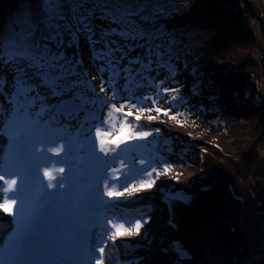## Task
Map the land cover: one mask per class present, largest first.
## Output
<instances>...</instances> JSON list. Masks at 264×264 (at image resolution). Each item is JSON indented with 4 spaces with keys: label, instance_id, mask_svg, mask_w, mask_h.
Wrapping results in <instances>:
<instances>
[{
    "label": "snow or ice",
    "instance_id": "obj_1",
    "mask_svg": "<svg viewBox=\"0 0 264 264\" xmlns=\"http://www.w3.org/2000/svg\"><path fill=\"white\" fill-rule=\"evenodd\" d=\"M162 7L167 11L169 6L160 4L159 0H41L39 14L26 15L10 30L0 32V67L13 69L12 89L7 97L9 105L8 108H0V125L5 124L4 115L12 118V139L19 146L22 157L14 167L7 170L0 167V173H3L0 181L8 185L3 191L6 196L12 193L14 197L11 204L5 199L0 208L11 212L12 206L16 205L12 212L15 227L11 229V240L3 239L0 233V264H92L97 254L99 258L95 264H104L105 246L109 241L114 245L117 238L138 235L148 222L146 219L143 223L142 219H136L134 224L116 222L123 218L108 219L100 214L99 209L105 205V196L111 200L123 197L125 193L130 197L141 189H152L156 183L151 179L153 174L159 178L171 168L165 163L163 172L157 171L156 167H152L150 172L137 169L136 161L128 158L127 153L135 147V142L146 141L160 129L141 131L144 127L140 123L141 118L137 116L135 121H130L128 116L131 113L122 112L125 107L157 113L163 111L165 115L171 111L158 106L159 101L165 99L160 91L163 82L154 83L157 89L155 98L138 96L131 91L140 87L131 79L135 70L121 67V61L128 59L127 53L137 46L146 49L144 58L128 59L129 65L140 67L135 72L137 78L142 79L143 72H151L154 64L163 67L172 62V51L177 47L175 42L156 43L155 29L145 27L146 23L151 24L153 18L163 14L160 11ZM97 19L105 21L108 27L96 25L94 21ZM81 37L89 46V60L93 66H96V61L102 62L96 67L100 76L99 91L108 95L100 96L92 86L96 77L89 78L84 68ZM113 37H119L124 43L119 44ZM138 40L144 44L136 45L134 42ZM97 45L102 47L98 49ZM69 48L75 51L69 54ZM105 72L109 73L107 81L103 78ZM169 73L174 76L171 67ZM121 79L124 80L123 85L119 83ZM6 85V78L0 75V93ZM41 89L44 90L43 95ZM179 91L178 88H163L164 93L171 94L165 102L177 103L182 99L175 95ZM118 99L125 100L119 108L115 103ZM132 99L136 102L129 103ZM147 101H151L152 106L145 108ZM105 105L110 107L106 118L100 120L95 112ZM101 114L104 113L101 111ZM180 115L185 114L176 113V116ZM93 127L95 137L91 133ZM85 128L89 131L84 132ZM101 128L112 132L124 131L125 128L130 130L125 138L116 141L106 142L101 138L97 151L95 139L103 136ZM59 129H64L66 134L60 135ZM73 133L76 140L70 139ZM58 139L63 141L59 147L55 146ZM36 144L52 145L45 151L57 156L64 152L68 157H74L73 163L80 169L76 178L82 188L79 198L65 200L57 192H45L39 198L34 196V186L26 169L28 158L39 152ZM79 151L88 152L86 160L78 155ZM118 157L119 171L125 174L120 184L124 192L114 191L115 182H110L106 174L109 162L116 163ZM139 164L151 167L152 162L141 159ZM59 171L63 174L65 169ZM137 174L144 178L136 180ZM5 175L19 177L18 187L16 179L5 180ZM44 175L49 177L44 186L46 189L66 188L65 176L58 179L50 176L47 168ZM101 179L103 191L100 189ZM129 179L133 180L131 185ZM82 211L91 217L87 222L81 218ZM65 219H69L70 227L64 223ZM97 220L103 223L100 232L95 231ZM175 250L183 254L181 247L176 246ZM108 264H111L110 259Z\"/></svg>",
    "mask_w": 264,
    "mask_h": 264
},
{
    "label": "rangeland",
    "instance_id": "obj_2",
    "mask_svg": "<svg viewBox=\"0 0 264 264\" xmlns=\"http://www.w3.org/2000/svg\"><path fill=\"white\" fill-rule=\"evenodd\" d=\"M252 2L255 7L262 9L263 4L260 0H252ZM252 21L258 45H264V38L260 27L253 18ZM101 47V45H97L98 49ZM142 48L143 47H141L140 51L143 53ZM237 48L238 47H229L226 50V55L234 53ZM80 49L84 68L89 78L96 77V79L92 81V86L96 93L100 96L108 95L109 93H100L99 91L100 76L97 73L96 67L101 66L102 62L96 61V66H93V62L89 60L91 55L89 46L83 37L80 39ZM74 51L75 49L73 48L67 49L69 54ZM262 51L261 47L255 50L253 53L254 57L259 58ZM236 52L239 55L245 53L241 48ZM128 54L129 53H127V56ZM186 55L187 53L183 52L175 59L177 72L174 76L169 73V69L158 67L154 64L151 72L142 73V79L137 78L135 75V72L140 70L139 65H129L128 59L121 61V67H128L135 70L131 79H134L136 84L140 87L138 89L134 87L131 91L135 92L136 95L141 97L152 96L155 98L157 89L153 85L154 83L159 84L163 82V88H178L180 91L175 95L182 98L186 96L187 98L185 102L179 100L177 103H166V99L171 94L164 93L162 88L160 91L165 99H161L158 106L162 109H171L168 115H165L163 111L160 113L155 111H139L130 107L122 109V112L125 114L131 113V115L128 116L130 121H135L137 116L141 118L140 123L144 125V127L140 129L141 131H154L155 129H160L158 134L154 133L152 136H149L146 141L135 142V147L130 149L127 153V157L136 161L137 169H145L150 172L152 167H156L157 171L163 172V165L165 163L170 164L171 168L166 175H161L159 178L153 174L151 179L157 182L154 185L156 187L153 186L152 189H141V191L133 193L130 197L127 193H125L123 197H114L111 200L106 196L104 197L105 205L101 206L99 209L100 214L104 217L108 219L122 217L123 220L116 222H130L132 224L135 223L136 219H142V223L144 219L148 221L144 224V227L141 228L140 234L131 237L117 238L114 245L109 241L108 245L105 246L104 264H108L109 259L111 260V264H133V262H135V264H181L180 254L177 253L175 247L179 246L185 249L184 245L178 240L179 233L183 231V226L182 222L176 221L178 231L174 229L175 227H172V224L169 222V211L170 206L174 202V198L182 196V193L187 194L186 199L189 202V207L207 219L209 228L213 227V229L216 230L224 219L231 218L235 215L234 212L226 213L225 207L219 204H213L214 198H208L206 202L208 205H206L196 197V193L200 188H206L210 185L214 179V167L218 162L225 160L227 155L230 156L231 154H235L239 156L238 153L242 148L247 147L251 143L257 134L256 119L255 117L249 118V116H246L248 117L246 119L240 118L241 115L237 113H235L234 116L229 115L233 114V107L226 101H222L221 105L216 107L214 105L209 106L207 103L210 104V102L204 97H192L191 94L194 84L187 72L181 69V58ZM221 60L222 58L220 61ZM225 60H222L223 62L221 63V65L226 64L221 66L222 75L228 70V62ZM0 75H3L7 80V85L3 93H0V108H8L9 100L7 97L12 89L13 69L0 67ZM108 75V72L104 73L103 78L105 81H107ZM121 75H124V73ZM119 83L123 85L124 80L121 79ZM262 85L261 83L259 84L260 90L264 96V88ZM40 91L41 95H43L44 90L41 89ZM228 95H230V93H227L226 96ZM228 97L230 98V96ZM135 102V99L129 101V103ZM115 103L117 108H119L121 104L125 103V100L118 99ZM151 106V101H147L144 105L145 108ZM109 107V105H105L102 110L97 108L95 115L99 117L100 120H104ZM101 111L104 114H101ZM176 113H184L185 115L176 116ZM149 116L153 117V119L149 120ZM172 116H176V118L173 119L171 118ZM3 119L5 124L0 125V167L5 158L12 152H18L17 150H19L18 145L12 146L6 140V136H13L14 134V130L11 127L13 124L12 118L4 115ZM117 127H119V125H117ZM129 130V128H125L124 131L112 132L108 128H101L103 136L96 137V150H99V141L101 138L106 142L116 141L125 138ZM57 131L60 135L66 134L64 129H59ZM88 131L89 129H84V132ZM91 133L94 137L96 136L95 127L91 129ZM70 139L76 140V134L73 133ZM56 144L59 147L63 144V141L58 139ZM206 145L210 146V153L209 147ZM47 147H50V145L36 144V148L39 149V152L32 156V160H27V163L37 167V169L42 167V171H37V176L34 178L33 182L37 183L39 180L42 181L47 178V176L44 175L45 168H47L48 171L54 168L56 170L54 176L60 175L61 173L59 170L63 168L65 171L61 175L66 177V188H70L67 192L59 191L58 193L62 194L65 200H76L79 198L82 188L79 181L76 179L80 175V169L77 167L76 163H73L74 157H68L66 154H63L60 158L54 157L53 159H48V154L50 152L45 151ZM121 147H123V145ZM203 147L205 148L204 151ZM256 150L259 158H263L264 139L258 142ZM155 152L157 154H155ZM78 155L86 160L88 152L79 151ZM100 155L103 154L101 153ZM204 156H206L205 159L203 158ZM238 156H235V158ZM141 159L151 161V167L140 165L139 161ZM119 160L120 157L117 158L116 163L109 162L106 174L110 182H115V188L113 190L116 192H124L120 184L123 183L125 174L119 171ZM67 163L71 164V170L66 166ZM77 163L80 162L77 161ZM141 178L144 177L138 174L135 177L136 180ZM128 183L131 185L133 180L129 179ZM251 183L252 178L240 176L230 181L231 191L242 200L238 218V224L240 226H246V224L252 221L258 214L257 209L250 203V201L255 199L251 190ZM45 185L46 184H42V187ZM39 187L41 186L36 185V189L34 187L35 190L33 194L37 198L40 195V191L37 189ZM2 188L3 187H0V190H2ZM57 189L58 188H53V191L55 192ZM100 189L101 191L104 189L102 179L100 182ZM1 197L2 196H0V198ZM173 207H177V203L174 204ZM184 208L185 206H180L178 209L184 212ZM82 220H84V218ZM1 221L2 218L0 217V222ZM98 222L100 224L99 226L103 227V223L99 220ZM64 223L67 225L70 224L69 219L64 220ZM254 223L255 222H251L250 225L259 232L257 237V249H261L264 248V217L255 224ZM2 224L7 227L8 222H2ZM126 226L128 225L126 224ZM108 227L110 228L111 226L108 225ZM190 227L192 228L193 225L191 226L190 224ZM101 229L98 227L95 231L100 232ZM170 229L173 230L171 231ZM119 240L126 244L124 246L118 244ZM100 246L104 245H97V247ZM97 255L93 257L92 264H95V260L99 258Z\"/></svg>",
    "mask_w": 264,
    "mask_h": 264
},
{
    "label": "trees",
    "instance_id": "obj_3",
    "mask_svg": "<svg viewBox=\"0 0 264 264\" xmlns=\"http://www.w3.org/2000/svg\"><path fill=\"white\" fill-rule=\"evenodd\" d=\"M159 3L168 5V10L162 7L160 11L163 14L153 18L151 24L146 23L145 27L155 29L156 43L174 41L177 46L172 51L174 59L163 67H171L175 74V59L186 52L187 55L181 58V69L187 72L194 84L192 97H204L210 102L207 103L209 106L216 107L226 101L233 107V114L229 115L237 113L240 118L249 116L256 119L257 134L251 143L242 148L239 156L227 155L225 160L218 162L210 185L196 193V197L206 205L208 198H214L213 204H219L225 207L226 213L234 212L235 215L224 219L216 230L209 228L207 219L189 207L186 193L174 198L179 202L177 207L170 206L169 211V222L174 226L176 221L182 222L183 226L179 238L186 252L181 264H240L257 249L259 232L253 229L251 222L256 223L264 217V157L259 158L256 150L258 142L264 139V96L259 86L261 83L264 88V45H258L250 12L242 0H159ZM256 9L264 18V4L262 9ZM40 10L41 0H0V32L10 30L22 17L39 14ZM94 23L108 27L100 19ZM113 39L121 45L124 43L119 37ZM134 43L142 45L144 41ZM229 47H238L236 51L241 48L245 53L239 55L235 51L226 55ZM260 47L263 51L256 58L253 53ZM140 49L137 46L128 54V59L144 58L146 49L142 48L143 53ZM221 58L228 62V70L223 75L221 66L226 64L221 65ZM227 93H230V98ZM186 98L184 96L180 100L185 102ZM239 176L252 178L251 190L255 199L250 203L258 211L246 226L238 224L242 200L230 188V181ZM180 206H185L184 212L178 209ZM251 264H264V257L253 260Z\"/></svg>",
    "mask_w": 264,
    "mask_h": 264
},
{
    "label": "bare ground",
    "instance_id": "obj_4",
    "mask_svg": "<svg viewBox=\"0 0 264 264\" xmlns=\"http://www.w3.org/2000/svg\"><path fill=\"white\" fill-rule=\"evenodd\" d=\"M170 135V134H169ZM6 140L8 141V143L9 144H11L12 146L13 145H15L14 144V141H13V139H12V135H8V136H6ZM52 145H50V147H51ZM55 146H57V144L55 145ZM58 147V146H57ZM10 153V152H9ZM63 154H65L64 152H61L60 153V155L59 156H57L56 154H54V153H49L48 154V159H53L54 157H58V158H60ZM18 158L20 159V160H18ZM33 157L31 156V157H29L28 158V160H31ZM21 159H22V157H19V155H17V153H11L10 155H9V157H7V158H5L4 159V162L2 163L3 165H2V167L3 168H9V167H14V166H16L17 164H19L20 163V161H21ZM28 166L29 165H31V164H27ZM69 165H70V163H67L66 164V166H68L69 167ZM32 169H33V167H31V170H30V172H27V174H28V176H29V179L31 180V171H32ZM35 172H36V170H34ZM33 171V172H34ZM38 171V170H37ZM49 172V175L50 176H53V177H56L57 179L61 176V174L60 175H57V176H54L55 174H56V170L54 169V168H51V170L50 171H48ZM1 174V173H0ZM12 178V177H11ZM48 180H49V177L47 176V178L45 179V180H39L37 183H34L33 182V186L35 187V189H36V185L37 186H41V187H39V188H37V189H39V191H40V195L42 194V193H45V192H53V189H46L45 187H42V184H47L48 183ZM158 180V179H157ZM18 181V180H17ZM1 182V185H3V181H0ZM53 182H55V181H53ZM157 182V181H156ZM154 187H156V186H154ZM70 188V187H69ZM69 188H65V189H57L55 192H59V191H61V190H64V191H68L69 190ZM3 189H4V187L2 188V190H0V196H2L1 198H0V204H3L4 203V200L5 199H8V201H9V204H11V198H10V195L7 197L6 195H5V193H4V191H3ZM34 189V190H35ZM39 195V196H40ZM141 195V194H140ZM39 196H38V198H39ZM179 201H175L174 200V202H173V204L171 205V207H173L174 206V204H176V203H178ZM17 204H18V202H17ZM15 208H16V205H13L12 206V211L11 212H5L4 211V209L3 208H0V217L2 218V221L0 222L1 224H0V233H2L3 234V238L5 239V240H11V238H12V235H11V229L12 228H14L15 227V224H14V217H13V214H12V212H14L15 211ZM169 214H170V212H169ZM93 215H95V214H93ZM81 216L82 217H85V218H89V215L87 214V212L86 211H82V213H81ZM91 218V217H90ZM98 221V220H97ZM2 222H8V225H7V227H6V225H4V224H2ZM171 224H172V227H175L174 229H178V226L175 224V226H174V223L173 222H170ZM5 230H7V231H5ZM171 231L173 230V229H170ZM124 238V237H123ZM178 240H179V242H181V240H180V238L178 237ZM182 243V242H181ZM118 244H120V245H125L126 243H123L121 240H119L118 241ZM185 248V247H184ZM186 250V248L185 249H183V254L181 255H179V257H180V263H183L184 262V256H185V251ZM0 251H2V248L0 249ZM98 257H99V255H97Z\"/></svg>",
    "mask_w": 264,
    "mask_h": 264
},
{
    "label": "water",
    "instance_id": "obj_5",
    "mask_svg": "<svg viewBox=\"0 0 264 264\" xmlns=\"http://www.w3.org/2000/svg\"><path fill=\"white\" fill-rule=\"evenodd\" d=\"M244 5L250 12L251 18H253L257 24L260 27V30L263 34L264 38V19L262 16L258 13L256 7L254 6L252 0H243ZM220 252H221V246H220ZM264 257V248L261 249H255L253 252H251L240 264H249V262H252L255 259Z\"/></svg>",
    "mask_w": 264,
    "mask_h": 264
},
{
    "label": "built area",
    "instance_id": "obj_6",
    "mask_svg": "<svg viewBox=\"0 0 264 264\" xmlns=\"http://www.w3.org/2000/svg\"><path fill=\"white\" fill-rule=\"evenodd\" d=\"M262 4H264V0H260Z\"/></svg>",
    "mask_w": 264,
    "mask_h": 264
}]
</instances>
